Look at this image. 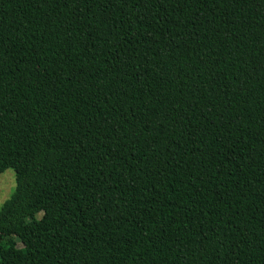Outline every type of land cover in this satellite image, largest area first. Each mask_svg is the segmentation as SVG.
<instances>
[{"label":"trees","instance_id":"1","mask_svg":"<svg viewBox=\"0 0 264 264\" xmlns=\"http://www.w3.org/2000/svg\"><path fill=\"white\" fill-rule=\"evenodd\" d=\"M0 264H264V0H0Z\"/></svg>","mask_w":264,"mask_h":264},{"label":"rangeland","instance_id":"2","mask_svg":"<svg viewBox=\"0 0 264 264\" xmlns=\"http://www.w3.org/2000/svg\"><path fill=\"white\" fill-rule=\"evenodd\" d=\"M14 187V173L11 170H6L0 174V207L13 193Z\"/></svg>","mask_w":264,"mask_h":264}]
</instances>
